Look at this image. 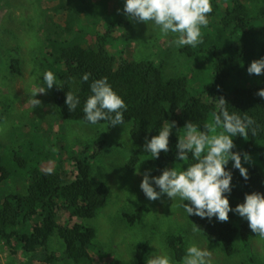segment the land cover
Masks as SVG:
<instances>
[{"label": "trees", "instance_id": "16d2710c", "mask_svg": "<svg viewBox=\"0 0 264 264\" xmlns=\"http://www.w3.org/2000/svg\"><path fill=\"white\" fill-rule=\"evenodd\" d=\"M34 1L45 2L44 27L54 26L51 16H65L63 33L55 35L52 31L47 39L53 50L56 43L66 47L57 50L63 70L55 61L46 70L52 71L59 81V86L53 90L59 116L66 121L91 124L85 121L83 112L85 101L92 94L90 85L94 80L106 77L127 106L125 123L132 124L130 137L134 151L126 162L128 171H134L142 161L150 169V177H158L163 169H170L178 160L176 145L184 134L185 123L191 121L203 130L204 125L213 119V113L220 111L221 106L216 101L219 98L226 101L229 113L247 115L256 121L257 134L253 136L249 131L246 140L240 136L233 137L235 147L232 151L239 152L243 162L245 146L247 153L257 152L264 161V98L256 95L264 89V74L256 76L247 72L252 61L264 57V0H211L213 11L208 16L207 27L202 28L203 43L174 49L177 60L190 63L197 58L201 65L186 67L187 74H191L183 73V76L171 78L163 77L156 62L164 61L166 51H170L166 47L175 39L173 34L166 37L155 31L148 34L144 42L150 44L154 51V57L148 59L135 60L134 49L123 46L127 41H139L134 32L127 33L126 39L123 35L128 24L123 11L125 0ZM73 1L77 5L74 6ZM5 8V0H0V15ZM55 26L62 25L57 23ZM9 68L16 74L12 64ZM85 73L90 74L87 82L82 80ZM195 82H203L206 87L195 86ZM73 86L76 91H73ZM67 92L79 97L80 103L74 111L65 104ZM0 93V108L13 107L14 102L7 99L4 87H0ZM23 118L22 114L18 117L19 120ZM166 121L176 122L169 137V151L152 159L145 143L158 135ZM97 124L113 128L109 121ZM58 154H53L55 161L50 155L43 162L52 164L50 168L44 169L40 163L41 168L28 172L25 195L0 194V244L9 250V260L21 255L25 264L51 263L56 257L48 254L53 253L51 250L48 252V243L56 233L63 244V250L57 253L59 257L62 254L66 260L76 264L84 260L92 263L90 251L95 230L81 221L94 218L106 205L109 188L104 183L93 181L91 168L88 161L81 159V151L76 155H65L67 161ZM186 161L188 165L195 162L191 154ZM225 170L232 175V190L226 194L231 208L242 204L246 194L258 192L264 195L261 168L249 167L247 180L233 167L232 161ZM5 171L0 166V185L8 179ZM153 187L156 186L153 184ZM156 190L159 191L158 188ZM126 218L130 225L140 223L143 212L138 209ZM187 219L197 227L194 229L207 243L218 244L228 257L235 254L237 243L247 244L254 235L248 222L234 212H229L227 222H219L215 216L208 219L187 215ZM14 245L20 246L22 253L11 251ZM168 245L174 260L181 261L186 254L182 239L169 236ZM147 253L146 244L137 247L135 264H145Z\"/></svg>", "mask_w": 264, "mask_h": 264}, {"label": "rangeland", "instance_id": "374dc122", "mask_svg": "<svg viewBox=\"0 0 264 264\" xmlns=\"http://www.w3.org/2000/svg\"><path fill=\"white\" fill-rule=\"evenodd\" d=\"M65 2L71 5L70 2ZM5 3L6 8L0 15V87H4L7 99L14 103L8 109L0 108V166L8 175V179L0 185V194L25 195L27 174L31 169L39 168L40 163L42 168H50L52 164L45 165L43 162L50 155L55 161L53 154L56 152H59L58 157L62 156L67 161L66 156L71 153L76 155L77 151H81V159L88 161L93 181L104 183L110 192L106 205L94 218L81 221L95 230L90 251L91 264H135L136 249L143 244L148 246L145 264L155 252H167L174 260V254L168 245V237L173 235L182 239L185 250L193 243L209 250L211 264H264V238L254 233L247 244H236L233 256H225L218 244L207 243L189 223L187 213L182 207H178L182 203L178 198L171 200L166 194L156 201L146 198L140 188L143 174L149 171L150 175L145 161L139 163L132 172L126 169V162L134 151L130 137L131 122L109 128L106 124L66 121L59 116L53 101V90L59 86V81L57 79V86L54 85L49 90L43 83V74L54 61L63 70L58 51L66 47L56 43V49L53 50L47 39L52 31L55 35L63 33L65 16H51L54 26L44 27L45 2L5 0ZM73 4L75 6L77 2L73 1ZM124 16L128 18L127 27L123 31L124 37L127 33L134 32L139 41L133 42L130 39L123 46L134 49L135 60L154 57V51L144 39L152 31L160 33L158 27L152 22H137L125 13ZM57 23L62 26H55ZM166 48H170V51H166L164 61L156 62L161 67L164 78L191 74H187L186 67L197 68L201 65L197 58L190 63H185L183 59L177 60L174 56V49L177 47L174 44H169ZM49 54L52 56L49 57ZM11 64L16 74L10 71ZM38 82L39 86L45 87L46 94H37L35 98L41 104L32 107L29 100L34 97ZM195 84L206 87L203 82ZM72 89L76 91L75 86ZM20 114L24 116L22 120L18 119ZM211 121L210 119L208 123ZM243 149L250 159L248 162L243 160L242 166L247 170L257 166L264 173V161L259 154L252 151L247 153L245 146ZM174 166L186 169L188 164L187 161L177 160L171 168ZM183 203L188 204L187 201ZM138 209L142 210L143 219L140 223L130 225L126 217L135 214ZM48 245V252H53L48 254L56 257L49 264H76L66 260L62 254L60 257L57 255L63 250V244L56 233L52 235ZM11 251L22 253L17 245ZM5 252L0 253V264H25L21 255L9 260V250L6 249ZM175 262L180 264L181 261ZM77 264L90 262L84 260Z\"/></svg>", "mask_w": 264, "mask_h": 264}, {"label": "clouds", "instance_id": "9594fccd", "mask_svg": "<svg viewBox=\"0 0 264 264\" xmlns=\"http://www.w3.org/2000/svg\"><path fill=\"white\" fill-rule=\"evenodd\" d=\"M124 13L130 19L147 24L152 22L158 27L162 36L173 34L172 43L177 47H196L203 43L202 28H206L209 14L213 11L211 0H125ZM248 74L259 76L264 74V57L254 60L247 68ZM90 74L82 77L87 82ZM43 83L47 89L57 86V77L52 71L43 74ZM91 95L86 99L83 112L86 122L93 125L100 121H109L112 127L123 125L124 111L127 106L124 100L113 90L107 78L94 80L90 85ZM37 94H46L45 87L36 85L32 107L40 106L41 102L35 99ZM256 95L264 98V89ZM220 111L213 113L210 123L204 125L203 130L191 122L184 125V134L178 139L177 159L186 161L189 154L195 161L186 169L165 168L158 177H150L149 171L143 174L140 188L150 201L159 200L164 194L171 200L182 201V207L188 216L196 215L211 219L213 216L219 222H227L229 212L238 214L248 222L253 233L264 238V195L258 192L246 194L244 202L235 209L230 207L226 194L232 190V175L226 171L229 161L238 169L240 175L247 180V169L242 166L241 154L233 152L235 145L233 137L240 136L247 139L249 131L257 134L256 121L251 117L229 113L226 101L219 98ZM80 103L79 97L73 92L66 93L65 104L74 111ZM175 121H168L162 126L158 135L146 141L145 148L152 159H157L161 152L169 151V137L175 127ZM130 155V153H129ZM247 154L243 155L244 162L249 161ZM153 184L156 186L153 187ZM159 189V191L156 190ZM187 201L188 204L183 202ZM151 214V213H149ZM195 228H197L194 225ZM211 252L191 244L180 264H211ZM146 264H176L167 252L154 253L147 259Z\"/></svg>", "mask_w": 264, "mask_h": 264}, {"label": "crops", "instance_id": "0c3cea01", "mask_svg": "<svg viewBox=\"0 0 264 264\" xmlns=\"http://www.w3.org/2000/svg\"><path fill=\"white\" fill-rule=\"evenodd\" d=\"M5 251H6V248L5 247H3V246L0 247V253H6ZM2 255H4V254H2Z\"/></svg>", "mask_w": 264, "mask_h": 264}, {"label": "bare ground", "instance_id": "6f19581e", "mask_svg": "<svg viewBox=\"0 0 264 264\" xmlns=\"http://www.w3.org/2000/svg\"><path fill=\"white\" fill-rule=\"evenodd\" d=\"M116 6V5H115Z\"/></svg>", "mask_w": 264, "mask_h": 264}]
</instances>
